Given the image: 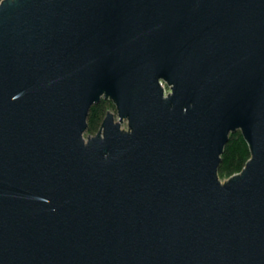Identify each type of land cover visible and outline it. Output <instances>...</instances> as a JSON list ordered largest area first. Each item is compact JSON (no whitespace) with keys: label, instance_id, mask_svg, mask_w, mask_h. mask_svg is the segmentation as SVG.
Listing matches in <instances>:
<instances>
[{"label":"water","instance_id":"water-1","mask_svg":"<svg viewBox=\"0 0 264 264\" xmlns=\"http://www.w3.org/2000/svg\"><path fill=\"white\" fill-rule=\"evenodd\" d=\"M0 264H264V0H4Z\"/></svg>","mask_w":264,"mask_h":264},{"label":"trees","instance_id":"trees-1","mask_svg":"<svg viewBox=\"0 0 264 264\" xmlns=\"http://www.w3.org/2000/svg\"><path fill=\"white\" fill-rule=\"evenodd\" d=\"M113 108V103L105 100H102L99 105L95 106L91 110L89 116L88 133H97L109 113V110ZM222 159L223 162L219 170L220 178H231L243 171L247 162L251 159V154L249 147L240 132L230 136L229 144L226 147Z\"/></svg>","mask_w":264,"mask_h":264},{"label":"rangeland","instance_id":"rangeland-1","mask_svg":"<svg viewBox=\"0 0 264 264\" xmlns=\"http://www.w3.org/2000/svg\"><path fill=\"white\" fill-rule=\"evenodd\" d=\"M164 88H165V92H166V94H169V93H170V88H169L167 85H164ZM109 112H111V113H113V114L115 115L116 122H118V121H119V117H118V115H117V111H116L115 106H114L113 109L109 110ZM122 130H124V131H128V130H129L127 121H125V122L122 124ZM98 132H99V131H98ZM98 132L95 133V134H90V133L87 132V133L85 134V138L88 139V138L91 137V136L94 137V136H96V135L98 134ZM219 177H220V176H219ZM220 180H221L222 183H225L226 181L229 180V178H220Z\"/></svg>","mask_w":264,"mask_h":264},{"label":"clouds","instance_id":"clouds-1","mask_svg":"<svg viewBox=\"0 0 264 264\" xmlns=\"http://www.w3.org/2000/svg\"><path fill=\"white\" fill-rule=\"evenodd\" d=\"M4 0H0V4H3Z\"/></svg>","mask_w":264,"mask_h":264}]
</instances>
